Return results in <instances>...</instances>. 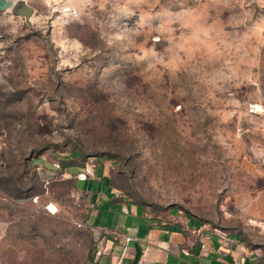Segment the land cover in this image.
I'll use <instances>...</instances> for the list:
<instances>
[{"label":"rangeland","instance_id":"rangeland-1","mask_svg":"<svg viewBox=\"0 0 264 264\" xmlns=\"http://www.w3.org/2000/svg\"><path fill=\"white\" fill-rule=\"evenodd\" d=\"M18 1L0 0V264H98L69 163L264 264V0Z\"/></svg>","mask_w":264,"mask_h":264},{"label":"crops","instance_id":"crops-1","mask_svg":"<svg viewBox=\"0 0 264 264\" xmlns=\"http://www.w3.org/2000/svg\"><path fill=\"white\" fill-rule=\"evenodd\" d=\"M65 176L75 179L87 202V223L102 233L101 264H133L138 252L137 264H254L238 241L180 211L162 216L127 200L106 163H69Z\"/></svg>","mask_w":264,"mask_h":264},{"label":"water","instance_id":"water-1","mask_svg":"<svg viewBox=\"0 0 264 264\" xmlns=\"http://www.w3.org/2000/svg\"><path fill=\"white\" fill-rule=\"evenodd\" d=\"M22 8H23V13L27 16V18H29V16L31 15L33 9L31 7H29L28 5H26L24 1L19 0L16 3V5L14 6L13 9L17 10V12H18ZM139 256H140V253L138 252V255L136 256L133 264H137L138 263Z\"/></svg>","mask_w":264,"mask_h":264},{"label":"clouds","instance_id":"clouds-1","mask_svg":"<svg viewBox=\"0 0 264 264\" xmlns=\"http://www.w3.org/2000/svg\"><path fill=\"white\" fill-rule=\"evenodd\" d=\"M261 31H264V29H261ZM204 35L207 37L208 36V33L205 32Z\"/></svg>","mask_w":264,"mask_h":264},{"label":"built area","instance_id":"built-area-1","mask_svg":"<svg viewBox=\"0 0 264 264\" xmlns=\"http://www.w3.org/2000/svg\"><path fill=\"white\" fill-rule=\"evenodd\" d=\"M98 264H101V263L98 261Z\"/></svg>","mask_w":264,"mask_h":264},{"label":"snow or ice","instance_id":"snow-or-ice-1","mask_svg":"<svg viewBox=\"0 0 264 264\" xmlns=\"http://www.w3.org/2000/svg\"><path fill=\"white\" fill-rule=\"evenodd\" d=\"M53 211H55V210L53 209Z\"/></svg>","mask_w":264,"mask_h":264}]
</instances>
